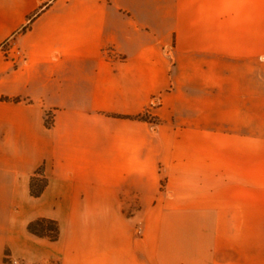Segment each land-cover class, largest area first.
Listing matches in <instances>:
<instances>
[{
    "label": "crops",
    "instance_id": "1",
    "mask_svg": "<svg viewBox=\"0 0 264 264\" xmlns=\"http://www.w3.org/2000/svg\"><path fill=\"white\" fill-rule=\"evenodd\" d=\"M0 97V264H264V0H0Z\"/></svg>",
    "mask_w": 264,
    "mask_h": 264
},
{
    "label": "trees",
    "instance_id": "2",
    "mask_svg": "<svg viewBox=\"0 0 264 264\" xmlns=\"http://www.w3.org/2000/svg\"><path fill=\"white\" fill-rule=\"evenodd\" d=\"M28 26V24H27ZM22 28V31H25L26 27ZM1 101H20V98H6V97H0ZM118 117H122L119 116ZM127 118L131 119H138V120H148L147 114H139L135 116H126ZM155 121V120H153ZM46 127H50L51 124L47 121L44 122ZM41 177V179L39 178ZM47 183L46 178L43 176V169L42 167H39L35 174L31 176L30 182H29V188H30V195L32 197H39L43 191V188L45 187ZM27 230L31 234L37 236V237H42V238H47L50 241H55L59 237V225L56 220L48 217H37L35 219L30 220L27 223Z\"/></svg>",
    "mask_w": 264,
    "mask_h": 264
},
{
    "label": "rangeland",
    "instance_id": "3",
    "mask_svg": "<svg viewBox=\"0 0 264 264\" xmlns=\"http://www.w3.org/2000/svg\"><path fill=\"white\" fill-rule=\"evenodd\" d=\"M18 56V55H17ZM51 125L53 123V113L51 111L45 113V120ZM242 165L240 168L233 166L230 169V173H246V174H257L259 172V167L257 166V161H259V156L255 150L254 144L248 145V149L242 152ZM245 160V162H244ZM235 162V157L233 156V163ZM245 163V164H244ZM44 176V175H43ZM41 179V177H39Z\"/></svg>",
    "mask_w": 264,
    "mask_h": 264
},
{
    "label": "built area",
    "instance_id": "4",
    "mask_svg": "<svg viewBox=\"0 0 264 264\" xmlns=\"http://www.w3.org/2000/svg\"><path fill=\"white\" fill-rule=\"evenodd\" d=\"M1 264H27V262L22 258L14 257L6 253Z\"/></svg>",
    "mask_w": 264,
    "mask_h": 264
}]
</instances>
